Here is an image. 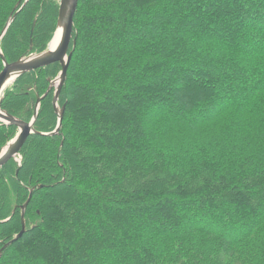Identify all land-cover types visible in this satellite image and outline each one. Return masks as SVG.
I'll use <instances>...</instances> for the list:
<instances>
[{
	"label": "trees",
	"instance_id": "16d2710c",
	"mask_svg": "<svg viewBox=\"0 0 264 264\" xmlns=\"http://www.w3.org/2000/svg\"><path fill=\"white\" fill-rule=\"evenodd\" d=\"M24 2L0 0L9 62L56 31L59 0ZM259 23L264 0H79L60 131L0 169V249L34 189L0 264H264V43L239 47ZM59 73L19 76L2 108L29 122ZM53 97L39 132L57 127ZM17 133L0 122V150Z\"/></svg>",
	"mask_w": 264,
	"mask_h": 264
},
{
	"label": "water",
	"instance_id": "95a60500",
	"mask_svg": "<svg viewBox=\"0 0 264 264\" xmlns=\"http://www.w3.org/2000/svg\"><path fill=\"white\" fill-rule=\"evenodd\" d=\"M28 2L29 0H25V2L23 3L22 7L19 10H21ZM78 4H79V0H60L57 27L54 34L55 37L57 32H59L60 40L55 48L52 49L50 44L46 50L40 53H31L29 55H23L17 60L13 62H9L5 58L0 47V56L3 61V69L0 72V122L7 125H14L18 129L17 135L0 150V169L9 160L15 158L17 155L20 154L23 145L25 144V142L27 141L30 135L38 134V135L50 136L57 134L60 131L63 122L65 106H63L62 108L59 107L58 100L61 94V90L66 82L68 67L70 65L73 51L76 46V39H73V30H74V17L78 8ZM14 17L15 15L10 16L7 24L3 28L0 34V42L2 38L5 36L6 32L8 31L10 25L12 24ZM72 40H73V50L69 51ZM52 41L50 43H52ZM53 64L60 65V73L55 79L51 80L49 84V88L45 94H43L42 96L37 95V101L34 110L35 112L32 119L29 122L15 117L14 115L8 113L6 110L2 108L4 91L19 76L27 72H31L40 68H45ZM52 88H54L53 104L56 114L58 115V124L55 130L52 132H47V133L39 132L35 129V122L39 114L41 102L48 95V93ZM39 188H43V186L40 185ZM33 190L34 189L31 190L28 200L21 206L22 229L18 234L14 236L12 240H10L9 242L5 243L2 246V248L0 249V258L3 254V251L8 246L19 240L27 230L26 221H25V212L29 202L32 199Z\"/></svg>",
	"mask_w": 264,
	"mask_h": 264
},
{
	"label": "rangeland",
	"instance_id": "374dc122",
	"mask_svg": "<svg viewBox=\"0 0 264 264\" xmlns=\"http://www.w3.org/2000/svg\"><path fill=\"white\" fill-rule=\"evenodd\" d=\"M59 2H60V0H59ZM247 23V22H246ZM259 26L260 27H263L264 28V24H261V23H259ZM256 43H264V37L263 36H258V37H256V39H254L253 41H247V40H244V41H241V42H239V47L240 48H246V47H250V46H252V45H254V44H256ZM51 44V43H50ZM49 44V45H50ZM222 82H224V81H222ZM13 83H11L7 88H9L11 85H12ZM6 88V89H7ZM5 92V91H4ZM243 89H241V90H239V91H237V93H236V96H238V97H241L242 96V94H243ZM169 104V103H168ZM60 107V106H59ZM211 107V106H210ZM210 107H207L205 110H200L199 111V113H204V112H206V111H208L209 110V108ZM191 112H193V114H197V111L195 112V111H193V110H191ZM221 124L222 123H219L218 122V124L215 126V129L214 130H212V131H204V133L205 134H208V133H212V132H220V127H221ZM203 128V127H202ZM202 128H195L194 129V131L192 132L193 134H196V135H198V134H202V133H200L199 132V130H202ZM4 147V146H3ZM15 161H17L18 163H20L21 162V156H20V154L19 155H17L15 158Z\"/></svg>",
	"mask_w": 264,
	"mask_h": 264
},
{
	"label": "bare ground",
	"instance_id": "6f19581e",
	"mask_svg": "<svg viewBox=\"0 0 264 264\" xmlns=\"http://www.w3.org/2000/svg\"><path fill=\"white\" fill-rule=\"evenodd\" d=\"M59 40H60V33L57 32V34L55 35V37L53 38V41H52V43H51V48H52V49L55 48V47L57 46Z\"/></svg>",
	"mask_w": 264,
	"mask_h": 264
}]
</instances>
